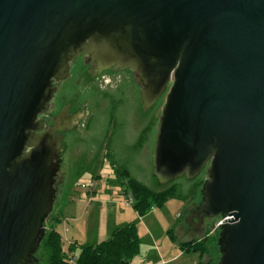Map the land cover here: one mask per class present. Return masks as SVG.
Here are the masks:
<instances>
[{
  "label": "water",
  "instance_id": "water-1",
  "mask_svg": "<svg viewBox=\"0 0 264 264\" xmlns=\"http://www.w3.org/2000/svg\"><path fill=\"white\" fill-rule=\"evenodd\" d=\"M83 55L132 70L146 111L166 95L156 177L207 170L180 231L226 218L219 264H264V0H0V264L40 261L63 141L41 116Z\"/></svg>",
  "mask_w": 264,
  "mask_h": 264
},
{
  "label": "rangeland",
  "instance_id": "rangeland-1",
  "mask_svg": "<svg viewBox=\"0 0 264 264\" xmlns=\"http://www.w3.org/2000/svg\"><path fill=\"white\" fill-rule=\"evenodd\" d=\"M86 59L83 55L71 62L69 75L59 85L56 84L58 90L52 101L56 111L67 103H74L77 107L74 113L87 109L89 113L83 121H79L78 131L66 136L67 148L60 167L61 184L56 191L46 234L34 255L40 260L38 264H49L51 250L47 246V239L51 228L63 235L64 248L69 252L75 241L85 246L97 245L109 239L116 229L130 223L137 225L141 240V252L133 264H196L201 260L199 254H185L177 258L180 250L172 241L169 231L174 230L176 238L184 242L204 237L208 228V236L216 237L217 241L209 246V253L202 261L219 264L221 253L216 245L220 231L215 229L218 218L205 220L202 233L180 231L186 215L196 211L201 204L202 188L191 201L172 199L162 208H156L141 218L133 206H126L129 194L117 179L116 170L111 167L114 163L116 166H126L132 177L155 191L177 183L181 186L182 194L187 195L193 185L204 184L207 170L195 180L183 177L167 185L161 184L154 173L157 125L166 95L153 109L146 111L141 101V87L136 83L132 70H118H124V80L115 89L104 83L101 85L97 80L90 81L89 76L94 77L90 70L93 65L87 63ZM109 70H105V73H109ZM106 92L109 93L108 97L112 95L114 99L107 98ZM50 111L41 116L45 118L46 128ZM112 116L115 117L113 125ZM147 128L150 131L146 142L138 147L139 139ZM62 131L59 130L57 134ZM110 132L113 135L111 151L115 156L104 160L102 155L109 151L106 144ZM101 147L104 151L101 150V155L95 158Z\"/></svg>",
  "mask_w": 264,
  "mask_h": 264
},
{
  "label": "trees",
  "instance_id": "trees-1",
  "mask_svg": "<svg viewBox=\"0 0 264 264\" xmlns=\"http://www.w3.org/2000/svg\"><path fill=\"white\" fill-rule=\"evenodd\" d=\"M149 131L147 128L142 133L138 147L144 144ZM115 168L117 179L121 185L126 187L128 194L132 195V206L141 218L156 208H162L172 199L193 200L203 185V182L193 185L187 195L182 194L181 186L177 183H172L160 191H155L132 177L126 166H116ZM208 234L209 228L204 237L182 242L176 238L174 230L169 231L172 241L177 244L182 253L200 255L201 260L196 264H211L202 261V258L209 253V246L217 241L216 237H210ZM47 246L51 250L49 264H133L134 259L141 252V240L135 223L116 229L109 239L97 245L85 246L75 242L70 246L69 252L64 248L63 235L55 228H51Z\"/></svg>",
  "mask_w": 264,
  "mask_h": 264
},
{
  "label": "flooded vegetation",
  "instance_id": "flooded-vegetation-1",
  "mask_svg": "<svg viewBox=\"0 0 264 264\" xmlns=\"http://www.w3.org/2000/svg\"><path fill=\"white\" fill-rule=\"evenodd\" d=\"M92 67H94V66H92ZM90 68H91V66H90ZM124 70H128L129 71V69H127V68H125ZM124 70L118 71L115 68H113V69L109 70V73H105V71L98 72V70L96 68H93V69H91V71L94 74L95 73H101V74H100V76L97 75L98 77L97 76H94V77L89 76L90 77L89 79H90V81L97 80V81H99L101 83V85H103V83H104V84L108 85L109 87L116 89L117 85L120 82H123V80H124V79H122V76H123L122 72ZM91 71H90V73H91ZM93 73H91V75H93ZM127 77L130 80L129 76H127ZM107 94H109V93L106 92V94H105L107 98L114 99L112 95L108 97ZM111 101L114 102V103H117V102H115L113 100H111ZM76 109H77V107H75V104L72 103V104L64 105V106H62L60 108V110L56 111L54 105L52 104L51 111H50L51 115H50V117L46 118L47 122H48L47 129H49V128L51 129V127L55 126L54 128H56L58 130H63L62 132L58 133V135L63 137L62 146H61L62 152L59 153V162L60 163H61L62 155H63L64 151L67 148V141H65L66 136L69 137V135L71 133L73 134V132L76 133L78 131L75 128L78 126L79 120H81V114L79 113L80 111H78L77 113H74ZM73 113L75 114V116L73 115ZM61 114H64L63 118L59 117ZM114 122H115V117L112 116L111 125H113ZM67 129H69V130L71 129V131L69 133H67L69 131ZM145 130L146 129H144V131ZM112 136H113L112 132H110L108 134V136H107V144H106V146L108 145L107 146V150L109 149V151L107 153L105 152V155H102L103 157H105L104 160H106V159L108 160V158L112 159L115 156L114 151L113 150L111 151V149H112L111 148V138H112ZM102 147L100 148L99 151H97V154H96L95 158H98L101 155V152L104 151V150H102ZM110 153H112L113 156ZM111 167H112V169L116 170L115 163Z\"/></svg>",
  "mask_w": 264,
  "mask_h": 264
},
{
  "label": "built area",
  "instance_id": "built-area-1",
  "mask_svg": "<svg viewBox=\"0 0 264 264\" xmlns=\"http://www.w3.org/2000/svg\"><path fill=\"white\" fill-rule=\"evenodd\" d=\"M132 204H133V197L131 194H129L128 195V202H127L126 206H132ZM225 220H226V218L219 217L217 223L215 224V229L220 231L221 230L220 226H222L224 224ZM213 233H214V230H213Z\"/></svg>",
  "mask_w": 264,
  "mask_h": 264
},
{
  "label": "crops",
  "instance_id": "crops-1",
  "mask_svg": "<svg viewBox=\"0 0 264 264\" xmlns=\"http://www.w3.org/2000/svg\"><path fill=\"white\" fill-rule=\"evenodd\" d=\"M75 242L79 243L78 241H75ZM75 242H74V243H75ZM72 244H73V243H72ZM184 255H185V254H183V253L180 251V253L177 255V258H178V257L181 258V257L184 256Z\"/></svg>",
  "mask_w": 264,
  "mask_h": 264
}]
</instances>
